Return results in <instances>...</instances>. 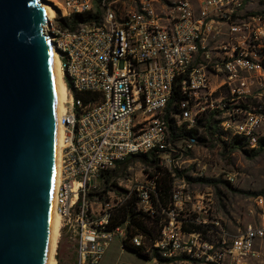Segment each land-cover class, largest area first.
I'll return each instance as SVG.
<instances>
[{
	"label": "built area",
	"instance_id": "2783aa9c",
	"mask_svg": "<svg viewBox=\"0 0 264 264\" xmlns=\"http://www.w3.org/2000/svg\"><path fill=\"white\" fill-rule=\"evenodd\" d=\"M245 3L174 0L159 10L154 0H138L136 7L100 0L98 22L73 31L54 26L53 19L45 25L67 92L58 118L62 137L55 212L76 240L77 264H98L113 237L126 238L125 227L107 230L113 210L124 201L115 202L108 192L98 213L91 207L88 195L97 189L100 175L130 156L153 151L162 152L161 165L170 164L165 111L177 79L187 97L180 112L170 115L178 126L192 128L218 111L220 131L227 136L244 138L251 147L264 138V18L244 14ZM93 6L94 0H61L59 20L92 12ZM209 43L215 44L213 50ZM85 92L100 94V103L87 107L79 97ZM194 145L188 141L184 146ZM232 180L228 175L227 181ZM151 193L156 194V184L147 180L125 198L135 195L137 209L153 215ZM206 198L191 195L187 184L175 178L170 204L161 212L159 238L147 249L182 264L258 260L264 224L249 225L227 240L228 234L213 222ZM188 222L214 227L221 238L213 242L199 232L187 233L183 227ZM131 244L145 246L140 236Z\"/></svg>",
	"mask_w": 264,
	"mask_h": 264
},
{
	"label": "water",
	"instance_id": "95a60500",
	"mask_svg": "<svg viewBox=\"0 0 264 264\" xmlns=\"http://www.w3.org/2000/svg\"><path fill=\"white\" fill-rule=\"evenodd\" d=\"M48 20L0 0V264H47L55 162Z\"/></svg>",
	"mask_w": 264,
	"mask_h": 264
},
{
	"label": "rangeland",
	"instance_id": "374dc122",
	"mask_svg": "<svg viewBox=\"0 0 264 264\" xmlns=\"http://www.w3.org/2000/svg\"><path fill=\"white\" fill-rule=\"evenodd\" d=\"M154 1L159 10L163 7L170 8L174 2V0ZM40 2L52 8L54 26L58 27L61 0H40ZM137 2L138 0H120V6L136 7ZM99 4L100 0H94L93 13L98 9L100 11V8H97ZM244 14L260 15L264 18V0H246ZM213 83L215 84L216 81ZM63 108L64 106L62 110ZM221 121V117L217 115L202 117L194 126L197 143L192 149H187L183 144L189 135L173 143L169 131L168 152L171 154V162L164 163L162 168L170 171L178 170L184 178L176 179L183 180L187 184V190L191 195L198 193L206 195V199H209L213 222L217 224L215 225L218 231L227 233V240H231L249 225L264 224V148L259 150L258 146L251 147L244 142L236 144L230 136L220 138ZM174 124L177 129L184 128L185 131L191 129L185 123L180 126ZM154 172L151 166L134 160L126 171L112 180L111 185L106 186L101 178L98 179L97 189L91 191L94 194L89 198L92 209L98 213L100 205L108 201L106 198L108 192L112 200L124 201L121 204L124 205L128 200L125 198L127 193H133L139 185L145 184L149 175ZM228 175L233 177L232 182L227 181ZM201 177L227 181L231 188L221 183L211 186L195 181ZM103 190L106 191L103 197L96 195ZM259 198L262 199V203L258 202ZM220 236V234L213 236L212 241H219ZM122 240L117 236L113 237L98 264H182L179 261H161L160 255L149 261L144 260L131 251L123 250ZM261 251L262 256L258 260H250L247 264H264V246ZM53 260L55 264H77L78 262L76 240L64 231L60 218Z\"/></svg>",
	"mask_w": 264,
	"mask_h": 264
},
{
	"label": "trees",
	"instance_id": "16d2710c",
	"mask_svg": "<svg viewBox=\"0 0 264 264\" xmlns=\"http://www.w3.org/2000/svg\"><path fill=\"white\" fill-rule=\"evenodd\" d=\"M99 8V6L97 7ZM100 11L99 9L93 13L88 12L82 15H72L69 19H61L59 20V27L62 29H68L70 31L75 30L78 25L90 23L92 21H97L100 19ZM253 15V14H251ZM83 103L87 107H91L95 104L100 103L101 95L92 92H85L79 95ZM187 97L182 94L181 92V79H177L174 84L172 95L170 102L165 111V118L168 122V128L170 131L171 141L174 143L178 140H183L187 135L186 141H184V145L188 141H194L195 144L197 143V138L194 136L196 134V127L185 131L184 128L177 129L175 121L170 117L171 113L178 114L180 112V103L186 100ZM242 108H246L244 105L241 106ZM220 116V112L213 111L207 113L204 117L208 116ZM200 119L197 121V123ZM180 130V131H179ZM221 136L220 138L226 137L227 134L220 131ZM233 142L236 144H242L243 142L246 143L248 146L249 143L246 139L240 137H232ZM259 150H263L264 148V138L259 139L258 145ZM161 154L162 152L153 151L147 155H133L126 158L124 161H121L115 165L112 170L104 171L100 178L103 180L106 186L112 184V180L114 178H118L120 174H122L130 163L134 160L141 161L145 165L151 166L155 172L150 174L148 180H153L156 184V194L151 193V202L155 208V214L150 215L143 213L137 209L138 198L135 195H132L128 200L121 205L116 207L111 215L110 221L107 225V230L114 232L116 229L125 227L126 230V238L122 240V247L124 250L131 251L135 253L137 256L143 258L144 260H152L153 258H158L159 255L155 250L147 249L149 245H152L158 238L162 228V219L163 216L161 214L162 209H165L169 206L171 201V192L173 187V182L175 178H184L183 175L180 174L178 170H167L162 168L161 165ZM195 181L208 184L214 186L218 183H221L229 188H231L230 184L227 181L221 180H213V179H205L203 177L195 179ZM108 188V187H106ZM103 190L102 192L96 193L99 197H103L106 193ZM94 193H90L88 196H92ZM213 229V230H211ZM183 230L187 233L191 232H199L203 235L205 240H212V237L216 235V228L214 227H207L203 228L202 226L195 225L192 223L184 224ZM142 237L145 243V246L141 247H134L131 242L134 237ZM151 252V254L149 253ZM159 260L164 262H171V260L163 259L159 257Z\"/></svg>",
	"mask_w": 264,
	"mask_h": 264
},
{
	"label": "bare ground",
	"instance_id": "6f19581e",
	"mask_svg": "<svg viewBox=\"0 0 264 264\" xmlns=\"http://www.w3.org/2000/svg\"><path fill=\"white\" fill-rule=\"evenodd\" d=\"M40 4L45 13V18L49 22V20H51L54 17V11L49 5L43 4L41 2ZM46 36L48 35L46 34ZM48 42H49L50 63H51V72H52L54 99H55L54 103H55L56 133H55L54 181H53L52 199H51V227H50L51 229H50V242H49V252H48V258H47V264H55L53 260V255L55 251V241H56V236L58 232V224H59L60 217L55 212L54 195H55L56 187L58 185L59 149H60L61 137H62V128L58 124V118L59 116H61L63 112L62 104L66 100L67 92H66V86H65V83L62 77V72L60 69V62L58 59V54L49 36H48Z\"/></svg>",
	"mask_w": 264,
	"mask_h": 264
},
{
	"label": "crops",
	"instance_id": "0c3cea01",
	"mask_svg": "<svg viewBox=\"0 0 264 264\" xmlns=\"http://www.w3.org/2000/svg\"><path fill=\"white\" fill-rule=\"evenodd\" d=\"M163 8H165V7H163ZM165 9H167V8H165ZM244 12V11H243ZM215 48V44L214 43H209V49L210 50H213ZM63 231V230H62ZM124 250V249H123Z\"/></svg>",
	"mask_w": 264,
	"mask_h": 264
}]
</instances>
